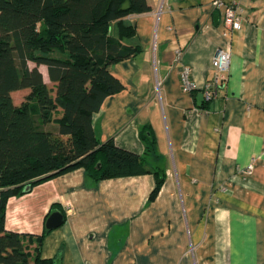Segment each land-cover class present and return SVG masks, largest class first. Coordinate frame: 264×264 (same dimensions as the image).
<instances>
[{
    "label": "crops",
    "instance_id": "obj_1",
    "mask_svg": "<svg viewBox=\"0 0 264 264\" xmlns=\"http://www.w3.org/2000/svg\"><path fill=\"white\" fill-rule=\"evenodd\" d=\"M215 1L148 0L152 11L127 17L136 35L123 42L141 51L110 67L125 88L93 116L102 143L139 156L153 134L146 168L165 172L155 199L153 173L98 183L84 168L57 176L8 204L7 228L32 254L41 243L42 258L62 264H264V0H240L244 24L229 35ZM226 47L228 81L199 103ZM53 212L65 221L46 233Z\"/></svg>",
    "mask_w": 264,
    "mask_h": 264
},
{
    "label": "trees",
    "instance_id": "obj_2",
    "mask_svg": "<svg viewBox=\"0 0 264 264\" xmlns=\"http://www.w3.org/2000/svg\"><path fill=\"white\" fill-rule=\"evenodd\" d=\"M150 11L148 0H0V264H62L59 256L42 258L41 243L32 254L7 228L10 199L46 181L80 168L95 183L153 173L150 200L161 190L165 172L146 168L147 155L157 153L151 132L139 156L112 139L102 143L93 125L106 98L125 88L110 67L141 51L124 44L136 35L125 20ZM23 90L31 92L15 103Z\"/></svg>",
    "mask_w": 264,
    "mask_h": 264
},
{
    "label": "built area",
    "instance_id": "obj_3",
    "mask_svg": "<svg viewBox=\"0 0 264 264\" xmlns=\"http://www.w3.org/2000/svg\"><path fill=\"white\" fill-rule=\"evenodd\" d=\"M215 6L224 10L225 35L237 31L243 26L242 8L240 0H218ZM232 62V50L230 47L220 48L214 57L213 66L215 70L214 79L206 86L203 94L207 101H213L219 97L221 87L225 86ZM182 80L186 90H193L191 81V69L185 68Z\"/></svg>",
    "mask_w": 264,
    "mask_h": 264
},
{
    "label": "water",
    "instance_id": "obj_4",
    "mask_svg": "<svg viewBox=\"0 0 264 264\" xmlns=\"http://www.w3.org/2000/svg\"><path fill=\"white\" fill-rule=\"evenodd\" d=\"M199 103L204 101V94L200 93L198 96ZM65 217L61 212H53L46 222V228L48 230H54L64 224Z\"/></svg>",
    "mask_w": 264,
    "mask_h": 264
},
{
    "label": "rangeland",
    "instance_id": "obj_5",
    "mask_svg": "<svg viewBox=\"0 0 264 264\" xmlns=\"http://www.w3.org/2000/svg\"><path fill=\"white\" fill-rule=\"evenodd\" d=\"M218 0H216L215 1V3L217 2ZM214 3V4H215ZM217 7V6H216ZM218 8V7H217ZM241 16L243 17V10H242V12H241ZM243 24H244V17H243ZM182 53L180 52V55H181ZM33 66V65H32ZM186 68H190V67H186ZM191 69V68H190ZM184 70H185V68H184ZM191 73H192V69H191ZM52 85L50 84V87H51ZM30 90H24V91H20V92H16V93H14V101H15V103H17V104H21V103H23L25 100H26V98H27V96L30 94Z\"/></svg>",
    "mask_w": 264,
    "mask_h": 264
}]
</instances>
